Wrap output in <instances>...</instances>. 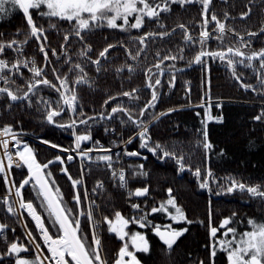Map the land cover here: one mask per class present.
<instances>
[{
	"label": "trees",
	"instance_id": "1",
	"mask_svg": "<svg viewBox=\"0 0 264 264\" xmlns=\"http://www.w3.org/2000/svg\"><path fill=\"white\" fill-rule=\"evenodd\" d=\"M126 2L142 11L150 8L151 21L145 15L143 25L136 18L104 19L101 10L93 14L97 20L78 25L37 2L23 11L18 0H0V53L21 69L7 74L0 88L17 98L34 86L17 102L0 91V126L71 148L72 127L80 136L104 138L112 123L117 130L126 127V135L147 124L140 135L146 142L137 147L146 155L142 167L131 161L124 189L108 182L99 190L106 264L121 249L133 252L141 264H228L223 237L211 230L223 220L235 237L264 228V0ZM124 7L120 12L128 11ZM200 53L205 54L194 62ZM23 60L40 69L22 66ZM38 77L48 84H34ZM62 89L71 109L58 115ZM217 113L221 122L214 121ZM28 141L85 254L99 264L81 186L71 184L61 164H46L59 152ZM66 166L79 177L75 162ZM88 172V189H95L97 180L107 182L100 166ZM9 176L17 189L28 177L27 168L11 167ZM8 192L0 175V194ZM21 197L51 236H62L33 179ZM93 198L89 191V201ZM133 200L141 211L129 210ZM11 208L10 214L0 198V264H43L28 238L47 255L34 222L23 211L21 222ZM170 226L179 234L172 244H163L153 229ZM135 234L144 236L145 248L134 246ZM67 260L78 264L70 256Z\"/></svg>",
	"mask_w": 264,
	"mask_h": 264
},
{
	"label": "built area",
	"instance_id": "2",
	"mask_svg": "<svg viewBox=\"0 0 264 264\" xmlns=\"http://www.w3.org/2000/svg\"><path fill=\"white\" fill-rule=\"evenodd\" d=\"M24 67H30V69L37 71L40 69L38 64L36 65L32 60H23L21 63ZM21 71L20 67L17 65L12 66L10 58L3 54V51L0 53V81H2L7 74H15ZM42 77L35 78L33 80L34 84H38ZM188 82H186V86H188ZM62 93L64 97H67V93L65 89H62ZM220 117H215V122H221L222 118L220 114H217ZM137 131L132 133L125 134L126 127L122 130H117L114 123L110 126L102 127L104 128L103 134L104 138L92 135L81 139L78 137L77 130L75 127L73 129V140L74 145L71 148H59L57 146H48L54 147L59 152L64 153V158L56 157L52 158V160L48 161V163L58 162L62 165V172L65 173L71 183L75 186L81 185V192L84 196V202L87 206V212L85 215L88 218V226L90 228V237H92L93 248L95 249L96 259L99 264H106V259L103 255V247H102V223L101 219L98 218L100 215V199L99 190L106 186L109 182L111 185L116 186L117 188L124 189L127 184V165L131 164L130 161L134 160L140 162L145 160L146 155L140 153L138 150L137 141L144 142L142 137L140 136L143 131L147 129L146 124L139 125ZM36 140L23 132L18 133H7L3 128L0 127V172L2 176H4L8 187H10V193L0 194L1 201L4 202L5 208L10 213L11 208H9V200L12 199V203L14 207L20 210L22 208L27 215L30 216L24 205H18L16 197L12 194L14 193L13 187L11 186V176H9V169L11 167L19 168L24 160L23 154H20L17 150L21 148L26 142L24 140ZM84 144L81 146V142ZM25 157L30 158V154H25ZM62 159V161H61ZM76 162V168L79 173V178L72 179V175L69 173L66 167V163ZM99 165L104 171L107 173V182L103 180H97L95 189H88L86 183H84V179L86 175L89 173V167ZM35 179V177H33ZM36 180V179H35ZM89 191L95 194V198L92 201H89ZM12 197V198H11ZM97 197V198H96ZM78 196H76L77 200ZM94 206L95 209H91L90 207ZM93 210V211H92ZM129 210L132 212L141 211L140 203L137 200H133L130 202ZM138 214V213H137ZM18 218L20 219V215L18 214ZM22 222V219H20ZM36 229H38L39 238L42 241V246L46 250L47 255L45 256L39 247H36V250L39 253V256L44 264H69L68 260H66V252L65 247L67 246L66 238L62 237H52L48 232L47 228L43 225L42 221L39 219V222L32 218ZM3 235V232L0 233ZM78 254V252H76ZM116 255H113L115 258Z\"/></svg>",
	"mask_w": 264,
	"mask_h": 264
},
{
	"label": "rangeland",
	"instance_id": "3",
	"mask_svg": "<svg viewBox=\"0 0 264 264\" xmlns=\"http://www.w3.org/2000/svg\"><path fill=\"white\" fill-rule=\"evenodd\" d=\"M18 2L21 4L23 11H25L29 6L34 5L37 2L38 4H41L43 7H45L46 9H48L49 11H51L54 14H56V13L62 14L64 16V18H67V17L73 18V19L75 18L76 23H78V22L82 23L84 21H89V20H97L98 18L96 16H93V14L98 13L101 10H104L105 14L102 15L104 19H111L112 18V19L116 20V18H117V19L122 21V20H126L129 18L130 19L136 18V19H141L142 20L141 25H143L144 24L143 16L146 15L147 12L150 10V8L146 7L142 11L140 8H138L136 6V4H133V3L131 4L129 2H126V0H18ZM124 5H125L124 8L126 10L128 9V11L125 13L124 12L122 13V12H120V10L122 9V7ZM152 14H154V12L148 13V15H152ZM197 56L199 57V55H197ZM194 62H197V61H194ZM191 65H194V64H191ZM188 86H186L187 89H188ZM208 102L210 104H212L214 101L209 100ZM65 108L71 109L68 104L66 105ZM217 108L219 109V106ZM170 109L171 108L165 110L164 112H167ZM160 113H162V112H160ZM217 114L214 116V121H215L216 116L220 117ZM1 128H3L4 131L7 133L21 132L19 130L18 131H11L8 128L6 129L5 127H1ZM77 133H78V131H77ZM27 135L37 140V138L33 137L32 135H30V134H27ZM90 135L91 134H89V136ZM78 137L81 140V139H84L85 137L87 138L88 136L83 137V136H80V134L78 133ZM31 140H33V139H31ZM36 140H34V141H36ZM24 141L26 143L21 148H19L17 150L20 154H23L24 162L22 165L27 167V169H29L33 166H38L37 164H35L34 159L29 161V158L25 157V154H30L33 152H32V146H31L30 142L28 141V139H26ZM145 142H146V140H144V143ZM141 143H143V142L137 141V143H135V144H138V146H140ZM135 163H136L137 168L142 167V164L140 162H135ZM132 165H133V162L131 164H128L127 170L129 168H131ZM1 174L2 173L0 172V175ZM7 187H8V185H7ZM8 193H10V187H9ZM76 194H78V193L76 192ZM78 196H79V194H78ZM15 197H17L18 205H20L21 204V198L19 197V194L17 192H15ZM227 223L228 222L226 220H223L219 224L218 229L214 228L211 230V232L213 235H218V233H220L222 235L223 239H222V241L220 240V242H221L222 246L226 245V249H228V252H227L228 253V264H251V262L249 260L252 257H256L260 262L264 263V228L258 229V230H251L249 232L247 231V232L241 234L239 237H235V235L232 234L233 232L231 231V228H229V229L225 228ZM169 230L175 232L177 229L172 228L170 226ZM73 232H74V235H76L75 228H74ZM76 238H77V236H76ZM133 244H134V246H136L137 249L145 248L146 245H145L144 236L135 234V236L133 237ZM80 247L82 248L81 244H80ZM69 249H71V248L69 247ZM71 251L72 252H70V255H71L72 259L77 261L78 264H81L79 259H77V256H76L74 250L71 249ZM133 258L137 259V257H135L133 252L129 253L126 250L121 249V251L118 253V256L116 257L115 261L112 264H129V261H131Z\"/></svg>",
	"mask_w": 264,
	"mask_h": 264
},
{
	"label": "bare ground",
	"instance_id": "4",
	"mask_svg": "<svg viewBox=\"0 0 264 264\" xmlns=\"http://www.w3.org/2000/svg\"><path fill=\"white\" fill-rule=\"evenodd\" d=\"M64 156L65 155L63 154L62 158H64ZM61 161H62V159H61ZM97 166H99V165H97ZM67 170L69 171V169H67ZM29 172H30V175L35 177L36 182L39 185V187L41 188L42 192L44 193L45 196H47L50 205L52 206L54 212L56 213V216L59 218L60 224H61L62 228L64 229V237L66 238V242H67V246L64 248L65 252H66V260H67V257L69 256V252H70L69 245H68V243H69L70 247H72L73 249L78 251V258L80 259L81 264H91L88 261V259H86L85 255L82 251V248H80L79 239L75 238V235L73 232L74 227L71 226L67 217H65L64 214H62L61 208H60V206H58L56 198L52 195L49 186L47 185L43 175L41 174L40 169L37 167H35V168L33 167L29 170ZM69 173H71V172L69 171ZM12 194L14 195V193H12ZM23 205H24V208H26V210L30 214V216L32 218H35L39 222V218H38V215H37L34 207H32L30 203H23ZM15 213L17 214V216H18V214L21 215V211L20 210L18 211V209L16 207H15ZM75 233H77V228H75Z\"/></svg>",
	"mask_w": 264,
	"mask_h": 264
},
{
	"label": "water",
	"instance_id": "5",
	"mask_svg": "<svg viewBox=\"0 0 264 264\" xmlns=\"http://www.w3.org/2000/svg\"><path fill=\"white\" fill-rule=\"evenodd\" d=\"M203 54H205V53H200V54H199V57H200V56H203ZM199 57L195 58V59H196L195 61H197ZM259 57H260V56L255 55V56L253 57V59H254V58H259ZM41 83L46 84V85L48 84V82H47L46 80H42ZM33 90H34V86L30 87V89H28L27 92H26L23 96H21V97H17V98H16L13 94L9 93V91L0 88V91H1V92H2V91H4L5 93L7 92V93H8V96L11 98V100H14V101H16V102L19 101V100H23L24 98H26L27 95H28V93L31 92V91H33ZM70 99H71V98H70ZM62 102H63V106H62L61 111L57 113L58 115L61 114V112H63V111L66 109L65 107H66L67 104L71 107V101L68 103L67 100H66L65 98L62 97ZM108 117H109V116H108ZM48 120H49V122L51 121V120H50V116H48ZM51 122H52V121H51ZM72 124H74V123L68 124L67 126H72ZM29 178H30V177L28 176V178H27L26 180H24V181L21 183V185H20V187H19V189H18L19 192H21V189L24 187L23 185L28 181ZM42 193H43V192H42ZM43 194H44V193H43ZM136 194H137V192H136ZM44 196H45V195H44ZM45 197H46V199H47V202H48L49 206H51L50 203H49V200H48L47 196H45ZM51 209H52V211H53V213H54V216L57 217V216H56V213L54 212V210H53V208H52V206H51ZM57 219L59 220L58 217H57ZM59 222H60V221H59ZM60 225H61V224H60ZM153 232H154L155 234H157V236L159 237V239L161 240V242H162L163 244H172V243L175 241V239L177 238L178 234H179V233H177L176 231L173 232V231H170V230L165 229V228H164V229L154 228V229H153ZM28 237H29V236H28ZM29 240H30V237H29ZM31 242H32V240H31ZM32 244H33V242H32ZM249 261L251 262V264H252V263H253V264H264V263L260 262L256 257H252ZM129 264H141V263L139 262V260L133 258L131 261H129Z\"/></svg>",
	"mask_w": 264,
	"mask_h": 264
},
{
	"label": "flooded vegetation",
	"instance_id": "6",
	"mask_svg": "<svg viewBox=\"0 0 264 264\" xmlns=\"http://www.w3.org/2000/svg\"><path fill=\"white\" fill-rule=\"evenodd\" d=\"M148 13H150V10L147 12V14H146L145 16L148 17V18H147L148 21H151V17H150V15H148ZM66 20L69 21L70 19L67 18ZM70 22H71V21H70ZM76 24H77V23H76ZM216 24L218 25L217 22H216ZM78 25H79V23H78ZM82 25H83V24L80 25V26H81V27H80L81 29H82ZM154 94H155V93H154ZM154 96H155V95H154Z\"/></svg>",
	"mask_w": 264,
	"mask_h": 264
}]
</instances>
